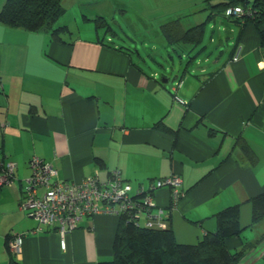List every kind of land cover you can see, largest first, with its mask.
<instances>
[{
    "label": "crops",
    "instance_id": "1",
    "mask_svg": "<svg viewBox=\"0 0 264 264\" xmlns=\"http://www.w3.org/2000/svg\"><path fill=\"white\" fill-rule=\"evenodd\" d=\"M110 1L62 0L60 19L72 34L64 42L0 25V161L14 166L12 181L0 186V264H97L111 255L116 216H85L65 233L33 231L22 205L33 158L71 184L103 182L119 171L133 191L148 184L150 191L155 180L178 175L184 195L170 215L179 243L197 242L226 206L239 204L240 224L248 225V199L264 189V52L256 29L245 26L237 39L234 22L207 19L217 10L211 4L227 0H131L139 22L163 38L164 22L179 19L182 30L205 23L197 57L205 54L203 78L181 77L176 87L178 75L172 83L159 78L156 69L141 68L137 49L136 57L95 29L92 19ZM235 43L241 52L233 61ZM238 136L255 153L252 163L235 145ZM169 198L166 188L152 192L155 209ZM241 237L252 241L251 233ZM238 245L229 241L231 249ZM259 250L253 264L264 261Z\"/></svg>",
    "mask_w": 264,
    "mask_h": 264
},
{
    "label": "trees",
    "instance_id": "2",
    "mask_svg": "<svg viewBox=\"0 0 264 264\" xmlns=\"http://www.w3.org/2000/svg\"><path fill=\"white\" fill-rule=\"evenodd\" d=\"M61 1L5 0L0 9V25L11 29H22L30 33L49 34L53 41L64 42L65 38L72 40L71 31L62 24L60 19L65 11ZM211 5L217 10L210 12L207 19L218 16L234 22L239 27L236 33L237 39L240 38L245 26L252 25L257 31L259 47L264 52V29L262 28L264 24V0H227ZM235 6L241 7L243 13L227 15L226 10ZM92 20L96 30L106 28L108 32H111L112 29L102 17H95ZM204 26L205 23H200L182 30L179 26V19L164 22L160 26L166 41L165 49L168 57L173 58L169 48L178 58L187 57L185 67L182 69L183 75L191 62L197 59L201 49L205 47L201 44ZM238 47L239 44L235 43L230 55L231 60ZM177 82L176 87L180 86L181 79ZM210 131L213 130L210 129ZM235 145H238L246 153L251 163L255 160V153L243 137L238 136ZM95 161L99 167L103 165L100 160L96 159ZM167 177L158 180H164ZM162 188L169 191L170 204L165 209H155L156 207L153 206L151 211L161 210V220L164 226L161 228L146 227L144 223L146 214L150 212V209L144 203V198L148 195L153 200L152 192ZM178 191L180 196L176 201L171 199L172 187L166 185L154 187L147 194H145L146 192L140 195L133 194L132 197L137 204L129 210L121 212L119 217L116 216L119 220V227L112 241V259L100 261L97 264H253L254 258L260 254L258 251L264 243V234L252 241L242 240L241 234L246 228L251 229L255 224L264 221V189L248 199L250 203V222L248 225L242 226L240 224L239 204L226 206L212 215L213 229L205 230L195 243L177 242L171 228L170 210L173 204L177 203L184 195L179 188ZM33 221L36 223L33 231H36L39 223L35 219ZM43 228L52 229L57 228V226L45 225ZM234 239H239V245L231 249L229 241ZM6 241H8V237ZM262 257L264 258V252ZM11 264L21 263L12 260Z\"/></svg>",
    "mask_w": 264,
    "mask_h": 264
},
{
    "label": "built area",
    "instance_id": "3",
    "mask_svg": "<svg viewBox=\"0 0 264 264\" xmlns=\"http://www.w3.org/2000/svg\"><path fill=\"white\" fill-rule=\"evenodd\" d=\"M243 9L238 6L228 8L227 15L242 14ZM241 52L239 46L232 60H238ZM33 174L26 180L27 189L22 205L30 212V216L39 225L37 230L43 226L49 227L56 225L60 233L75 228L78 221L85 216L99 214L118 216L123 211L129 210L136 205L133 194H145L152 191L155 187H172L171 199L176 201L180 196L178 187L180 178L176 174L168 175L164 180H155L150 191H145L142 186L134 191L131 185L120 174L119 171H112L108 178L100 182L96 178L86 177L78 184L56 181L55 172L47 165L43 164L38 158H33L30 162ZM13 164H3L0 161V186L12 181ZM43 187L41 195L36 194L38 187ZM144 203L150 209L146 214V227L164 226L161 220V210L151 211L153 202L150 196L146 195ZM20 238L14 242V247L20 246Z\"/></svg>",
    "mask_w": 264,
    "mask_h": 264
},
{
    "label": "rangeland",
    "instance_id": "4",
    "mask_svg": "<svg viewBox=\"0 0 264 264\" xmlns=\"http://www.w3.org/2000/svg\"><path fill=\"white\" fill-rule=\"evenodd\" d=\"M112 5L114 11L110 13ZM130 5L131 0H112L108 2L104 7H100V15L105 18L106 23L112 29L111 32H108L106 28H100L101 34L106 32L105 39H107V41L112 40L113 43H116L117 45L120 44L122 47L128 49L132 53V55L134 53V56H136L137 49L140 53V60L143 59L145 62L143 63L142 61H139L141 68L150 67L151 69H156L157 73L159 74V78L161 76L168 77L171 83L174 82L173 77L175 75H179V78L182 77V79L203 78V74L198 72V70L201 69L199 67V64L202 66L205 65V61L203 58L205 54H203V56H199V59H194L183 75L182 69L185 67L187 57L178 58L176 54L172 53L171 48H169V52L173 57L172 59L169 58L168 54L165 52L166 50H162L163 46H165L164 38L161 36V34L157 36L154 33L153 29L146 28L142 23H140L138 18H136V16H134L133 12L131 11ZM217 20L218 22L222 21L223 23H225L222 18H218ZM91 22L94 25V22ZM112 31L114 32V34H111ZM222 36H225L224 32H222ZM214 46L215 43L210 44L208 48L213 49ZM152 58L155 61H153ZM152 181H154V179ZM148 186L149 184L145 186L146 190ZM244 233L246 237H248L251 233L250 240H252L257 235H263L264 221H262L259 225L256 226V228L252 230L250 228H246L244 230ZM263 245H261L260 248H262ZM111 259L112 256L109 255L106 258H103L101 261H110ZM261 260L262 261H259V263L257 264H260L261 262V264H264L263 259Z\"/></svg>",
    "mask_w": 264,
    "mask_h": 264
}]
</instances>
